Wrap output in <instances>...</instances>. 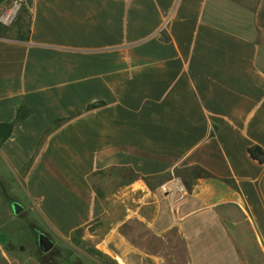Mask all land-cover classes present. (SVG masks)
Instances as JSON below:
<instances>
[{
	"label": "crops",
	"instance_id": "1",
	"mask_svg": "<svg viewBox=\"0 0 264 264\" xmlns=\"http://www.w3.org/2000/svg\"><path fill=\"white\" fill-rule=\"evenodd\" d=\"M19 105L31 114L0 156L29 167L36 208L64 236L116 205L112 234L152 228L162 208L170 228L232 208L264 255V162L249 153L264 151V0H22L0 21V124Z\"/></svg>",
	"mask_w": 264,
	"mask_h": 264
},
{
	"label": "rangeland",
	"instance_id": "2",
	"mask_svg": "<svg viewBox=\"0 0 264 264\" xmlns=\"http://www.w3.org/2000/svg\"><path fill=\"white\" fill-rule=\"evenodd\" d=\"M28 172L29 167L23 174L11 171L0 156V264H41L39 232L54 241L51 251L55 254V264H125V260L128 264H264V255L250 226L232 208L205 210L172 228L168 226L171 217L162 208L152 228L128 222L112 234V228L126 213L125 208L116 205L107 218L92 221L68 238L42 218L26 187ZM101 179L99 187L105 195L118 189V179L108 174ZM165 195L161 194L163 207L167 204L180 207L183 203V200L171 203ZM182 195L178 193L174 199ZM13 203L22 206L20 213L14 212ZM157 230L163 237H157L154 233ZM111 235L107 250L112 256L102 248ZM130 245L136 249L133 256L114 254L120 253L119 246L126 251Z\"/></svg>",
	"mask_w": 264,
	"mask_h": 264
},
{
	"label": "trees",
	"instance_id": "3",
	"mask_svg": "<svg viewBox=\"0 0 264 264\" xmlns=\"http://www.w3.org/2000/svg\"><path fill=\"white\" fill-rule=\"evenodd\" d=\"M101 105L98 104H92L88 108V112L95 110L97 107ZM31 114V109L27 105H19L17 109V118L14 122L10 123H1L0 124V147H2L10 138L14 126L16 123L26 119ZM54 132V130H50L48 132V136L51 135ZM249 153L251 157L260 163L264 162V151L260 147H252L249 150ZM33 231H35V227L33 228ZM55 254L52 253V251L48 253H40L39 259L41 264H55L54 261Z\"/></svg>",
	"mask_w": 264,
	"mask_h": 264
},
{
	"label": "water",
	"instance_id": "4",
	"mask_svg": "<svg viewBox=\"0 0 264 264\" xmlns=\"http://www.w3.org/2000/svg\"><path fill=\"white\" fill-rule=\"evenodd\" d=\"M13 208L16 214L20 213L23 209L18 203H13ZM38 243L39 249L42 253L50 252L55 246L54 241L43 232L38 233Z\"/></svg>",
	"mask_w": 264,
	"mask_h": 264
},
{
	"label": "built area",
	"instance_id": "5",
	"mask_svg": "<svg viewBox=\"0 0 264 264\" xmlns=\"http://www.w3.org/2000/svg\"><path fill=\"white\" fill-rule=\"evenodd\" d=\"M22 0H13L12 6L6 11L0 12V21L5 25H10L21 8Z\"/></svg>",
	"mask_w": 264,
	"mask_h": 264
}]
</instances>
